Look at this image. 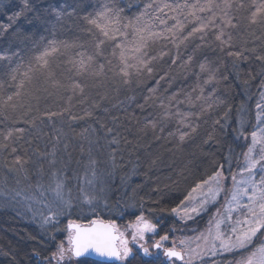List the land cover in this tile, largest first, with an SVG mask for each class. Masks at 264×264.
I'll return each instance as SVG.
<instances>
[{
  "label": "trees",
  "instance_id": "trees-1",
  "mask_svg": "<svg viewBox=\"0 0 264 264\" xmlns=\"http://www.w3.org/2000/svg\"><path fill=\"white\" fill-rule=\"evenodd\" d=\"M110 2L28 0L29 8L24 9L25 0H0V55L18 53L11 61L0 60V144L8 145L0 148V190L22 193L20 203L0 206V264H45L44 258L66 237L69 220L89 223L99 218L124 225L143 212L163 235L178 224L171 209L216 171L229 175L246 150L248 140L238 133L249 136L253 131L264 81V61L257 59L264 56V25L249 23L251 0H242L245 8L236 7L241 0H233L230 15L236 27L224 29V39L231 36L228 44L215 39L216 27L181 43L194 26L186 22L176 42H149L147 54L155 57L151 73L133 68L127 78L120 71L119 49L113 55L123 38L105 40L97 54V37L104 38L95 30L89 33L83 19ZM116 2L126 17H132L150 0ZM60 8L64 14L57 18L53 9ZM21 9L24 14L12 19ZM173 23L168 20L169 27ZM161 27L157 22L155 30ZM49 40L70 46L61 44L49 57L48 68L34 72L22 95L5 105L17 90L5 66L22 61L21 71H26ZM88 56L93 57L90 66L77 72L72 62ZM53 81L58 83L54 86ZM74 84L81 88L74 89ZM50 112L58 115L49 118ZM182 118L190 126H181ZM16 128L24 129L23 135L4 141L2 134ZM180 132L189 135L181 141ZM113 138L118 143H110ZM53 151L55 165L50 164ZM17 156L25 162L22 168L14 163ZM90 159L97 161L93 186L86 184V179H93ZM57 170L72 208L42 227L39 213L48 215L44 205L55 200L50 186L54 187L52 172ZM81 188L99 198L84 204Z\"/></svg>",
  "mask_w": 264,
  "mask_h": 264
},
{
  "label": "snow or ice",
  "instance_id": "snow-or-ice-1",
  "mask_svg": "<svg viewBox=\"0 0 264 264\" xmlns=\"http://www.w3.org/2000/svg\"><path fill=\"white\" fill-rule=\"evenodd\" d=\"M82 3V0H79ZM233 0H183V2H168V0H150L149 3L144 4V7L136 15L126 17L124 15L125 9L120 7L116 0H111L110 3H103L94 12L88 13L83 16L84 21L90 26L87 31L89 33H99L100 39L97 37L95 47L97 54H100L102 49L101 45L105 40L115 41L117 37H122V41L115 44L113 55H117L116 49H119L118 58L122 65L120 71L122 75L127 78L131 76L130 69L135 68L137 72L146 70L148 73L153 71L151 60L155 57H149L146 49L149 42L164 38L176 42L185 29V23H193L192 30L184 36L180 42L187 40L196 33H205L210 27L219 29L215 39L221 45L228 44V40L224 39V29L227 27H236L233 23V17L230 15V10L233 8ZM131 7V5H129ZM238 8H245V4L241 2L236 5ZM29 8L28 0H25L24 9ZM249 11L248 21L250 24L264 25V0H251L250 5L247 6ZM24 9L17 11L12 19H18L24 14ZM57 18L64 14V9H53ZM210 13V15H202ZM71 15V13H68ZM183 17V20H181ZM217 18L220 19V24H217ZM168 20H173L170 27ZM157 22L161 27L160 31H156ZM168 34V35H166ZM131 35V39L128 37ZM63 44L64 47L70 45L64 42H57L49 40L36 56L29 62L26 71H21L23 62L17 63L15 67L11 64L6 65L8 69L7 74L9 78L16 82V92L8 95L4 101L5 105L13 100L14 97L19 98L22 91L25 89L26 84L33 81V73L40 72L47 69L49 66V57L59 51V46ZM75 46V45H71ZM164 53H161L163 55ZM18 53H7L0 55V60L11 61ZM83 57V53L80 54ZM229 56L240 58L242 52H228ZM191 59V57H189ZM257 59L264 61V56H258ZM92 56H88L87 60L81 59L78 62L73 61L74 67L77 72L81 70L86 71L90 66ZM135 61V63H133ZM201 70H206V66L201 64ZM103 65H101V69ZM18 77H20L18 79ZM53 74L48 73V78L51 80ZM213 77H209V81ZM128 82L127 79L124 81ZM208 81H206L207 83ZM58 82L53 81L54 86ZM247 84V81H245ZM264 86V81L261 82ZM74 89L81 88L79 84L73 85ZM82 91V89H81ZM261 101L257 103L256 108V121L253 126L254 130L251 131V143L248 145L247 150L243 153L244 166L241 168V178L237 180L236 175L232 176L233 188L230 199L224 205V214L218 209L209 221L208 228L195 237V247H193L192 238H184L179 241L173 240L171 245H166L165 242L169 240L168 234L161 235L159 239L154 240L149 244L146 239V234H155L157 225L152 223L151 220L145 218L143 212L136 216L135 222L128 227L131 229V239H129L125 232L121 231L114 220L104 221L99 218L90 221L88 226L77 224L72 220L68 222V236L67 247L63 242L59 243L56 250L50 256L45 257L47 264H65L75 261V264H86L82 257L95 255L101 258L100 264H130V260L138 258L140 264H176L177 261L182 264H232L231 261H223L215 259L216 257H223L225 254L232 256L239 255L234 264H264V92L260 93ZM15 107V105H11ZM49 118L58 115V113H46ZM179 123L181 126L185 125L182 118ZM243 128L244 121L240 122ZM155 127V125H153ZM195 131V128L192 129ZM112 129H108L111 132ZM179 131V130H178ZM24 129L16 128L9 129L7 133L2 134L4 141H9L14 134L20 135L16 138L19 139L23 135ZM188 132H180L179 139L183 141ZM238 135L245 136L244 131H240ZM113 144L118 143V140L113 138L110 142ZM7 144H0V148H7ZM16 151L15 148L12 149ZM53 159L50 164L55 165V151L52 153ZM15 164L23 166L24 161L19 156L15 159ZM97 161L94 159L89 160V166L92 167L93 179H86V184L89 186L94 185L95 165ZM59 170L53 171L52 176L56 178ZM259 176V179L256 177ZM224 173L216 171L207 180L196 184L191 192L180 201V204L171 209V213L176 214L181 220H190L193 214L199 215L201 211L206 210V205L210 202H215L217 196L223 191L222 181L224 180ZM38 187H40L38 185ZM207 188L203 193V198L195 202L194 206L189 207L186 202L195 200L193 193L198 189ZM50 190L55 195V200L44 206L49 209V214L45 215L40 212L42 224L47 225L54 222L57 216L62 215L65 209L72 208L70 199H65V182L62 179H54V187L50 186ZM103 191V189H100ZM81 195L83 203L92 205L99 197L86 192L81 188ZM22 197L21 191L17 190H0V206H6L8 203L15 201L20 203L18 198ZM246 198V199H245ZM23 199H30L23 197ZM55 205V210L52 205ZM142 207V205H141ZM95 211V209H92ZM28 211H33L31 206ZM163 211V209H162ZM36 213L34 212V215ZM235 214V215H234ZM259 240V244H257ZM164 259H160V255ZM246 253V254H245Z\"/></svg>",
  "mask_w": 264,
  "mask_h": 264
},
{
  "label": "rangeland",
  "instance_id": "rangeland-1",
  "mask_svg": "<svg viewBox=\"0 0 264 264\" xmlns=\"http://www.w3.org/2000/svg\"><path fill=\"white\" fill-rule=\"evenodd\" d=\"M261 92H264V86L262 87ZM260 101H261V96L259 97V102ZM247 140L248 141H247L246 150H247L248 145L251 143L250 135L248 136ZM243 166H244V157L242 156L240 162L237 164L234 170L229 175L224 174L225 178L222 181L223 191L219 193V195L216 198V201L210 202L209 204H207L206 210L201 211L199 215L193 214L192 219L181 220L176 214H173L178 224L176 226H172L166 229V232L164 234H168L169 236V240L165 242L166 245L170 246L173 240L179 241L180 239H184V238H192L193 247H195V244H196L195 237L208 228L209 221L210 219H212L213 215L217 212V210L219 209L220 212L224 214V205L227 202V200L230 199L232 188H233L232 176L235 174L237 177V180H239L241 178L240 170ZM256 178L259 179V176H257ZM206 190L207 188L205 187L203 189H198L195 193H193V197H195V200L191 202H186L188 206L189 207L194 206L196 201L203 198V193H205ZM145 218L151 220V222L154 223V221L151 218L146 217V216ZM134 222L135 220L130 223H126L124 225H117L121 231L125 232V235L129 239H131V229L128 226ZM158 233H159V227L157 226V231L155 234H152V233L146 234V239L148 241L150 240L149 244H151L152 241L159 239L161 235H158ZM67 236H68V232H67L66 237L62 241L65 244V247H67ZM257 244H259V240H257ZM239 258H240L239 255L232 256L229 254H225L223 257H216L215 259L223 260V261H231L232 264H234L235 260ZM45 264H47V262ZM53 264H55L54 261H53ZM65 264H69V262L66 261ZM71 264H75V261H72ZM176 264H182V262L180 263L176 262Z\"/></svg>",
  "mask_w": 264,
  "mask_h": 264
},
{
  "label": "flooded vegetation",
  "instance_id": "flooded-vegetation-1",
  "mask_svg": "<svg viewBox=\"0 0 264 264\" xmlns=\"http://www.w3.org/2000/svg\"><path fill=\"white\" fill-rule=\"evenodd\" d=\"M160 259L161 260L164 259L162 253L160 255ZM81 260H84L86 262V264H100V262H101L99 260H94V259H91V258H88V257L81 258ZM178 262L180 263V261H177V263ZM134 263H140L139 259L138 258H133V259L130 260V264H134ZM114 264H118V262H114Z\"/></svg>",
  "mask_w": 264,
  "mask_h": 264
},
{
  "label": "water",
  "instance_id": "water-1",
  "mask_svg": "<svg viewBox=\"0 0 264 264\" xmlns=\"http://www.w3.org/2000/svg\"><path fill=\"white\" fill-rule=\"evenodd\" d=\"M74 222L77 223V224L85 225V226H88L90 224V222L89 223H81V222H78V221H74ZM67 226H68V224H67ZM67 230H68V228H67ZM82 258H84V257H82ZM88 258L101 261V258L96 257L95 255L88 256Z\"/></svg>",
  "mask_w": 264,
  "mask_h": 264
}]
</instances>
